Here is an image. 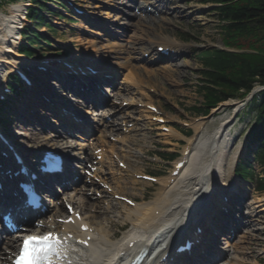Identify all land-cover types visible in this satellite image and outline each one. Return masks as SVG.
I'll use <instances>...</instances> for the list:
<instances>
[{
    "label": "rangeland",
    "instance_id": "obj_1",
    "mask_svg": "<svg viewBox=\"0 0 264 264\" xmlns=\"http://www.w3.org/2000/svg\"><path fill=\"white\" fill-rule=\"evenodd\" d=\"M62 1L65 3L68 2L70 4L71 7L68 8L69 12L68 10L59 8L54 3H47L48 7L57 11L61 16L64 15L65 18L59 19L56 16L49 15L48 13L44 12L46 20L51 25L54 32H51L46 28L36 29L39 33V36L41 35V37L45 40H48V42L46 43L47 46H45L42 42L39 41L38 44L34 47L33 61L45 59L49 63H55V61L62 60V58L68 59L70 61H85L92 59L93 62H96V64L100 65L108 64L115 60L113 51L110 48H107V46L111 45L112 43L108 42L109 44H106V37L104 36L103 31V29L105 28L110 29L112 33L121 31V22H116V20L121 16L117 15L113 9L114 7L116 8L114 0ZM177 2L181 3L183 17L180 18V21L176 23L173 28H169L165 24L162 25V32L174 38L175 36L179 35L178 33L187 35L189 37V40L182 42L187 47V50L185 51V53H180L178 56V59L176 61L177 67H175L174 70L175 75H172V77H165L164 75L160 74V77H162L161 80L158 77L157 80L154 79V85L157 82V85L154 88V93H156L157 95H152V99L154 102L156 101L160 105L161 110L171 119L178 120L181 117L186 121L191 122L192 124L193 122L190 121L191 116L189 111L192 109V107L197 105V102L199 101V98L195 93L198 76L195 73L197 65L186 53L193 48H203L213 45L219 46L218 36L216 33L217 23L215 22L216 20L213 19L212 16H209V13H207V5L202 6L199 3V0H195V2H192V4H187L186 0H178ZM25 3H27V0H17L14 4H8L4 0H0V13L9 15L11 6H21ZM72 7L84 9L85 11L87 10L86 15L84 17H81L73 14V12L70 10V8L72 9ZM85 18L87 21L85 20ZM116 25H118L119 27H117ZM19 26L21 28H19ZM24 26H26V23L17 25L16 28L20 32ZM13 41L16 42V48L19 47L20 41L17 37V34L13 37ZM90 45H93V47H89ZM16 64L28 65L30 63L23 59H18L15 60V65ZM11 73L12 71L9 70L7 66L2 70L3 79L5 78L4 80H6L5 74L8 75ZM32 73L34 79L36 78L39 80L38 83L34 82L35 86L39 88L40 93L46 96V100H48L49 102L50 95L48 93V88L53 90V86L49 85L50 81L42 77L40 74H37L36 71H32ZM151 79L153 80V78ZM257 85L258 84H254L252 88H255ZM238 93H240V91ZM248 97L249 96H246L244 101H241L242 97H237L236 99L238 100H227L226 102L220 104L221 106L214 112L210 119L205 121L199 120L197 122L203 123V127L200 130L199 136H208L219 126L220 123L228 120V125L224 129V135L229 134L231 136V140L229 142L227 150V158L230 159L232 158L233 154L235 155L239 152L240 146L241 144H243L242 133L252 119L250 115L241 117L238 115L239 113H237V115L234 116L232 112L234 108H236V106H239L243 108H240L241 110H244L246 105L245 102ZM57 98H61L62 101L66 100L65 95L64 97L62 95L58 96ZM10 99L12 100V104H14L13 106L15 110L11 108L5 110L8 112L4 117L9 121V123L6 124L4 129L13 139L24 145V147L30 146L28 147V150L32 152L38 146L44 144V142H42V140L33 141L31 139L30 132L29 130H27L25 124L19 125L18 122L15 121L16 111L19 110L18 106L21 107V113H26L27 110L30 109V105L26 107L25 104L26 102L30 103V101H28L25 96L21 98L24 103L23 101H18V99H14L13 97H10ZM248 101L249 100H247V102ZM66 104L75 106L78 112H80L81 110V106L79 104H75L73 102H66ZM32 106L34 115L36 114L39 116L40 110H38V106ZM80 116L85 119L83 115ZM52 117L53 116L50 115L48 117V120L44 119V122L49 124L50 121L51 123H53V120H51ZM178 127L181 130H187V128L183 127L182 125H179ZM30 129H32V127H30ZM159 130L160 129L154 130L155 134H158L153 138V140L156 141L155 143H163L169 140L174 141L175 137H166L165 135H162L165 133ZM191 130L192 132L196 133L194 127H191ZM177 137L182 139L184 142L187 140L186 138L180 137L179 135H177ZM171 148L176 149L178 148V146L174 145L171 146ZM179 149H181V147ZM148 150H153V147L150 144H148ZM138 164L141 170L154 169L156 172H161L163 176H166L169 171V168L165 163L152 164L150 161L148 162V160H140L138 161ZM223 175L225 177V181L227 182V176L229 175L228 172L225 171ZM122 181L125 184L123 194L133 200L137 201L140 199L141 192H144V188L145 192L152 194L150 197H148V200H152L154 195L157 193L156 191H150L149 189H147L146 186H148V184H140L136 186L130 180H127V177H125V179ZM241 187L246 194V207L247 212L249 213L247 216L249 217L250 214L255 213L251 218L252 225L256 224V226L259 227V230L258 228H254L252 230L251 228H249V230H247V240L243 245L244 254L241 256V260L245 264H258V262H256L255 260L257 259V261H259L264 258V194H256L252 192V190L243 183H241ZM114 208L118 211L119 214L123 213L122 215H124L125 210H123L122 205L117 204L114 206ZM105 217L106 220L113 221L110 229H108L111 232H115L116 228L119 227V225L124 224L121 222V220L116 221V219H114L112 216ZM129 228L127 225L125 232H127ZM255 230L258 232H256ZM118 235L119 237L117 238V240L122 237V234ZM249 235H251V237H249Z\"/></svg>",
    "mask_w": 264,
    "mask_h": 264
},
{
    "label": "bare ground",
    "instance_id": "obj_2",
    "mask_svg": "<svg viewBox=\"0 0 264 264\" xmlns=\"http://www.w3.org/2000/svg\"><path fill=\"white\" fill-rule=\"evenodd\" d=\"M20 10L21 6L13 5L10 7L9 15L0 13V76L2 75L3 69L8 66V69L11 70L12 67L15 66V60L20 59V57H18L16 54V42L13 41V37L16 36V26L19 24L21 19ZM131 71L132 75H125V79L133 80V78L136 77L137 70L132 69ZM49 76L57 79L56 75ZM1 79L2 76L0 77V81ZM89 79L91 80V83L82 81L80 85L77 83V86L86 88L87 90L91 89L92 85L94 84V80L91 77H89ZM62 83H65L64 79L62 80ZM66 86L69 87L68 84H66ZM17 119L20 121L18 116ZM222 126L223 123H221L214 130L210 137L207 136L198 141L195 151L190 153L191 156H189L190 158L188 164L187 166H184L183 172L179 175V177L173 179L171 184L167 180L163 181L160 192L156 194L153 201L135 204L133 208L125 207V209L127 208L128 212L124 218L130 222L132 229L129 233L124 235L122 241L112 242L114 235L111 234L109 230L105 229L103 224L94 223L93 221V219H96L95 214H98L100 217L103 213L107 212V208L93 205L90 206V208L93 210V214L89 215L88 220L86 219L88 218V216L86 217V213L83 214V217L93 229L91 232L93 238L90 242V245H94L91 251L93 252L95 258L86 260V264H115L117 260H123L133 250L137 251L142 249L151 252L155 248H160L161 244H163L168 238H175L176 234L179 232H182L183 230L185 231L186 229L197 224L194 222V220L197 218L195 216H197L198 213L202 214L203 211H206L209 206L212 205L211 201L205 199L199 201V193H202L205 189H214L213 181L215 177H217V175H223L225 170L224 165L228 166L229 160H232V158L230 159L226 156L225 148L228 138H221ZM105 127L107 128L109 126ZM110 128L111 131L115 130L112 125H110ZM31 138L37 141H47L62 149V145L59 146L58 144L61 138L60 134L55 136L50 135L46 138L43 137L44 139H41V134L37 133V135L35 134L31 136ZM124 140L125 142H129L130 137H126ZM208 141H210V144L207 147L206 144ZM205 147L207 150L206 152H202L203 154L201 155V151ZM114 148L115 150H118L116 145H112L111 149ZM139 150L141 149L139 148L138 151ZM0 151L8 152L1 141ZM86 152V149L83 150V153L88 156ZM131 154L132 150L129 147L125 150V155H121V157L125 159ZM0 164L2 167L15 168V165L9 156L6 160L0 157ZM107 180L108 186H110V184L114 185L112 190H114L116 194L120 193L119 195H121L120 182L116 183L117 179L113 178L112 176L107 178ZM206 184L208 186H206ZM10 185H12V183L5 181L2 184V189L4 187L5 192L7 193ZM5 192L2 193L0 198L5 194ZM68 199L77 209L84 210L88 208L87 204H83L78 198L76 200H74V198ZM143 199L144 197L142 196L141 201H143ZM194 217L195 219L193 220ZM165 221H168L166 226H171V228L159 235L162 223ZM71 227L75 228V231H77L76 227ZM138 232L140 235H136ZM146 238L147 240H144ZM95 242L99 246H97ZM129 243L132 244V247H128ZM4 244L5 249L11 251L14 249L15 238L12 236L9 240H5ZM107 245H110L112 249L108 250L106 248ZM169 250L170 249L168 247L161 254H159L157 257V262L158 258L165 251H168V253L171 252ZM7 260V254L2 252L0 249V263L2 264L3 262H8ZM155 264L161 263L158 262Z\"/></svg>",
    "mask_w": 264,
    "mask_h": 264
},
{
    "label": "trees",
    "instance_id": "obj_3",
    "mask_svg": "<svg viewBox=\"0 0 264 264\" xmlns=\"http://www.w3.org/2000/svg\"><path fill=\"white\" fill-rule=\"evenodd\" d=\"M50 1L53 0H31L39 10L45 11H50L45 5ZM209 1L220 5L215 11L219 22H222V33L229 38L228 42L234 44L237 40L247 41L250 48L260 53L236 54L210 50L203 54L205 70L202 74L205 83L201 87V93L208 106H214L227 98L244 96L254 84L264 85V0ZM39 10L30 8L28 18L36 26L49 28ZM23 39L26 44L32 46L39 41V36L33 31H28L23 35ZM19 51L27 56L32 55L26 45H21ZM251 106L257 111L251 137L260 142L257 160L264 166V89L253 98ZM259 187L264 190V178L259 180Z\"/></svg>",
    "mask_w": 264,
    "mask_h": 264
},
{
    "label": "snow or ice",
    "instance_id": "obj_4",
    "mask_svg": "<svg viewBox=\"0 0 264 264\" xmlns=\"http://www.w3.org/2000/svg\"><path fill=\"white\" fill-rule=\"evenodd\" d=\"M53 240L55 238L51 234L43 237H28L23 241L20 254L14 264H41V260L44 264H50L54 253Z\"/></svg>",
    "mask_w": 264,
    "mask_h": 264
}]
</instances>
